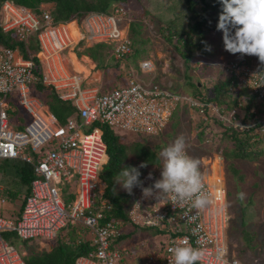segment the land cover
Returning <instances> with one entry per match:
<instances>
[{
    "label": "built area",
    "instance_id": "built-area-1",
    "mask_svg": "<svg viewBox=\"0 0 264 264\" xmlns=\"http://www.w3.org/2000/svg\"><path fill=\"white\" fill-rule=\"evenodd\" d=\"M50 10V3H40L37 12L9 0L0 3V30L11 32L15 40L22 42L26 54L23 56L18 47L0 44V159L26 162L33 174L18 216L11 219L0 214V264H24L23 254L2 232H12L19 240L48 241L67 222L74 221L88 229L92 245L74 264H130L124 262L130 253L128 247L117 242L121 233L119 222L109 218L102 221L109 204L102 198L98 179L106 158L100 125L117 134L155 135L182 104L194 108L204 119L224 117L213 103L205 100L207 95L203 91L194 96L174 93L153 77L140 79L137 69H128L123 84L104 90L85 82L79 72L65 70L60 54L69 48L71 40L65 24L51 19ZM125 12L117 3L107 13L86 12L75 20L80 33L78 41L104 43L109 46V57L124 60L132 53L123 26ZM29 41L35 50L28 48ZM216 65L230 79V93L245 88L264 104V67L236 59ZM138 66L144 73L153 71L150 59H142ZM34 82H41L60 100L69 102L74 113L59 122L32 90ZM235 113L233 108L224 119L229 122ZM260 121H264V114ZM259 130L264 134V124ZM161 167L145 187L161 178ZM199 171L203 193L210 200L204 211L192 208L190 202L174 207L168 200L144 199L142 192L132 200L127 210L130 221L166 235L139 264H170L173 257L168 248L185 237L204 254L197 264H240L227 253L224 194L218 196L206 181L207 167L199 164ZM58 185H66L71 200L65 201Z\"/></svg>",
    "mask_w": 264,
    "mask_h": 264
},
{
    "label": "rangeland",
    "instance_id": "rangeland-1",
    "mask_svg": "<svg viewBox=\"0 0 264 264\" xmlns=\"http://www.w3.org/2000/svg\"><path fill=\"white\" fill-rule=\"evenodd\" d=\"M121 4L124 5L126 19L128 18L125 19V22H128L126 34L131 41L134 53L130 57H125L124 60H128L132 66H137L140 60L150 59L153 64L151 74L169 91L194 96L195 94H189L191 88L186 80V77L190 76L191 82L202 84L204 87L202 91L206 95H210L212 84L223 77L225 78L216 65L217 63L236 59L260 65L257 56L231 54L225 50L223 32L217 30L219 15L222 11L220 2H217L208 14L207 26L203 35V40L206 41L207 47H211V51L206 50L207 47L203 48L201 54L196 51L188 64L190 69L185 67L182 58L173 49V42L170 43V40L165 38L168 26L172 30H185L193 21L188 18L189 13L184 9L180 0H127ZM196 9H198V5ZM232 31L234 33V29ZM97 48V46H93L91 50L95 51ZM118 63L109 57L101 67L95 69L102 72V80H105L109 70L116 71L114 64L117 66ZM102 86L104 87V85ZM35 94L37 95V92ZM234 109L236 113L227 122L224 119L227 118L226 114L222 115L224 118L207 116L204 119L194 108L182 104L173 111L168 123L160 133L155 135H120H123L125 141L137 139L146 143L154 149L158 158L164 148L174 143L177 137L183 136L186 141L187 155L198 160L199 164L207 167L208 170L211 167L212 173L216 175L220 173L224 179L222 202L225 212L224 239L228 255H233L240 264H264V143L259 145L262 148L258 160L249 161L222 157L220 150L223 148L225 134L228 133L225 127L238 125L243 117L241 108L234 107ZM18 112L27 118L26 114ZM228 143L227 141L226 144ZM230 145L231 143H229ZM159 160L161 166L162 160L160 158ZM215 161L218 162L217 165ZM6 164V160L0 159V188L2 189L0 197L4 198V202H0V214L4 217L8 215V208L16 206L18 209L21 196L24 195L23 187L19 185L12 168L5 166ZM232 168L234 169L231 170ZM156 170L157 167L153 170L154 175ZM149 181H144V187ZM58 186L62 189L63 196L67 197L66 185ZM99 186L101 189L103 188L100 179ZM134 191L137 195L141 189L135 188ZM241 192L245 193L243 200L238 198V194ZM13 195L15 196L13 197ZM80 224L77 221L69 224L64 231L59 230L58 234L65 233V240H67V231L69 230L73 236L80 239L89 237V231ZM137 226L132 230L129 225H120L121 233L132 230L119 243L128 247L130 251L124 259L125 263H141L146 255L155 251L160 241L166 238L164 232L151 233L150 230L142 228L146 226ZM25 241L26 243H22L17 238H13L11 243L23 255L29 252L48 250L50 244L49 240L39 238Z\"/></svg>",
    "mask_w": 264,
    "mask_h": 264
},
{
    "label": "trees",
    "instance_id": "trees-1",
    "mask_svg": "<svg viewBox=\"0 0 264 264\" xmlns=\"http://www.w3.org/2000/svg\"><path fill=\"white\" fill-rule=\"evenodd\" d=\"M2 1L3 0H0V3ZM9 1L29 7L36 12L38 11V5L40 3H50L51 19L54 22H69L73 19L79 20L83 14L89 11L107 13L110 11L113 4L117 3L124 6L121 2H126L127 0ZM217 2H219V0H180V3L185 7L184 9L189 13L188 18L193 21L189 23L185 30H172L169 26L166 29L165 38L168 41L170 40V43L173 42V49L182 58L187 69H190L188 64L191 62L193 55L196 54V51L198 54H201L203 53V48L207 47L206 41L203 40L204 31L207 26L206 20L208 14H210ZM197 5L198 9H196ZM68 27L74 31L75 26L73 22H71ZM0 44L11 48L18 47L21 49L22 55L26 56L23 43L15 40L11 32H2L0 30ZM96 46L98 48L95 51L91 50L92 47H86L79 53L88 56L98 68L103 62L107 61L109 55L104 43H96ZM28 48L31 50L36 49L32 41H29ZM132 55H134V53H131L129 57ZM34 60L36 61L35 58ZM35 63L38 67V62L36 61ZM186 80L191 88L189 94L197 95L204 88L202 84L199 85L196 82H191L190 76H187ZM229 81V78L223 77L214 82L211 86V94L207 95L205 98L206 101L213 103L222 115H227L234 107H239L243 111V117L240 119L238 125H228L225 127L228 133L225 134V140H223L224 142L222 144L223 148L220 150V153L225 159L230 157L232 159L249 161L258 160L262 148L259 145L264 143V134L259 130L260 125L264 124V121H260L261 114H264V104L255 94L248 92L245 88L240 89L235 94L230 93L228 91ZM32 90H34L35 93L37 92V97L40 102L56 116L59 122H64L67 116L74 113V108L69 102L60 100L53 90L44 86L41 82H34ZM92 125L98 124L93 123ZM100 129L101 138L106 147V160L101 165L98 178L103 183L102 198L106 199L109 204V209L104 211V218L102 221L108 218L116 220L119 222V225H129L133 230L138 226L130 221L127 210L136 196L134 191L135 188L130 195L120 184L116 183L117 177L122 168L139 167V165L143 163L147 166L139 170L141 172L140 179L145 181L149 173H151L152 176L154 175L153 170L156 167L157 169L159 168L160 160L154 152V149L149 147L146 143L137 139L125 141L123 135L114 133L105 125H100ZM227 141L231 143L230 146L229 143L226 144ZM3 160L7 161L5 166L12 168L19 185L23 187V192L26 195L28 193L29 181L33 177L31 165L18 159ZM233 169L234 168L231 170ZM25 195H23V197ZM14 196L15 195H13V197ZM67 198L68 200H66ZM71 198L72 195H67L65 201H69ZM21 202L18 208L19 211ZM69 224L72 223L67 222L60 230L64 231ZM80 225L87 229L83 224ZM142 228L150 230L151 233L161 232L153 227ZM131 231L120 233L117 242L120 243ZM67 234V240H65V233H57L56 236L49 241L48 250L29 252L26 255H22L24 264H74L77 257L86 255V253L92 249L89 237L80 239L77 236H73L71 230L67 231ZM2 236L9 242H11L13 238H17L12 232H2ZM19 241L26 243L25 240ZM161 243L160 241V244Z\"/></svg>",
    "mask_w": 264,
    "mask_h": 264
},
{
    "label": "clouds",
    "instance_id": "clouds-1",
    "mask_svg": "<svg viewBox=\"0 0 264 264\" xmlns=\"http://www.w3.org/2000/svg\"><path fill=\"white\" fill-rule=\"evenodd\" d=\"M219 2L222 11L217 30L223 32L225 50L231 54L257 56L264 67V0ZM206 50L211 51V47L208 46ZM159 158L162 160L161 178L148 187H144V181L140 179L139 169L147 166L143 163L139 167L122 168L116 183L130 195L134 188H140L144 199L154 198L159 202L168 200L174 207H182L190 202L192 208L206 210L210 200L203 193L199 161L187 155L185 138L177 137L174 143L159 153ZM146 179L152 180V174L149 173ZM238 198L243 200L245 193H239ZM168 252L173 257L170 264H197L204 255L199 248L192 247L186 237L169 247Z\"/></svg>",
    "mask_w": 264,
    "mask_h": 264
},
{
    "label": "crops",
    "instance_id": "crops-1",
    "mask_svg": "<svg viewBox=\"0 0 264 264\" xmlns=\"http://www.w3.org/2000/svg\"><path fill=\"white\" fill-rule=\"evenodd\" d=\"M75 20L76 19H73L69 22H62L63 24H65L64 26H66L65 29H66L68 38H70V40H71L69 48H67L66 50H63V52L60 54V56H61L60 60L62 63V67H64L65 70H71V71L79 72L82 75V77L84 78L85 82L97 85L99 87V90L109 89L111 87L123 84L125 82L128 69L133 68V67H134L133 69H137V75L140 79L148 80V77H150V78L153 77V79H155L154 75L151 74L152 72H149L150 76L147 77V75L149 73H144L142 71H139L138 64H137V66H132L128 62V60H122V61H118L119 63L117 64V66H116V64H114L116 67V71L108 69L109 71L106 75L107 79L102 80L103 79L102 72H100L98 69H95L96 66H95L94 62L88 56L79 53L83 48L96 46V43H92V42L89 43L88 41H85V40L78 41L80 33L78 32V27L76 26ZM76 21H78V20H76ZM71 22L74 23V26H75L74 31H72L68 27V25ZM124 27H125V31H127L128 22H125ZM104 45H105L106 51L109 52V46L106 44H104ZM17 50L19 51V49H17ZM132 53H133V51H132ZM114 61H117V60H114ZM101 66H99V67H101ZM114 75L116 78L114 77ZM112 82H114L115 84H113ZM102 85H104V87ZM215 164L217 165L218 162L215 161ZM211 172H212V170L210 167V170L207 171L205 174V178L207 176L209 181L207 179L206 180L209 183H211L210 179H209V173H211ZM213 174L215 175V177H218L219 179H221V187H219V189L223 195L224 191L222 190L223 189L222 186H223V180L224 179L222 178L220 173H218L217 175L215 173H213ZM222 174H223V172H222ZM22 197H23V195L21 196V200H22ZM0 198H3V197H0ZM18 208H19V206H18ZM18 212H19V210L17 209L16 206L14 208H11V209L8 208L7 209V214H8L7 217L14 219L18 216ZM90 237H91V235L89 236V238Z\"/></svg>",
    "mask_w": 264,
    "mask_h": 264
},
{
    "label": "bare ground",
    "instance_id": "bare-ground-1",
    "mask_svg": "<svg viewBox=\"0 0 264 264\" xmlns=\"http://www.w3.org/2000/svg\"><path fill=\"white\" fill-rule=\"evenodd\" d=\"M206 179L208 180V178L206 177ZM209 179H210V182L211 183H209L207 180V182L210 184V185H212L213 186V188H214V190H215V192H216V194L218 195V196H220V197H223V195H222V193H221V191H220V189H219V187H221V179H219L218 177H215V175L211 172V173H209ZM218 187V188H217ZM223 187V186H222ZM223 190V189H222Z\"/></svg>",
    "mask_w": 264,
    "mask_h": 264
}]
</instances>
